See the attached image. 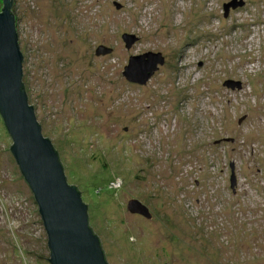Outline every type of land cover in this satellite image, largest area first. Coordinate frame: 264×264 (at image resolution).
<instances>
[{
  "label": "rangeland",
  "instance_id": "374dc122",
  "mask_svg": "<svg viewBox=\"0 0 264 264\" xmlns=\"http://www.w3.org/2000/svg\"><path fill=\"white\" fill-rule=\"evenodd\" d=\"M231 1L13 0L28 105L107 264H264V0ZM11 145L0 117V264H49Z\"/></svg>",
  "mask_w": 264,
  "mask_h": 264
},
{
  "label": "water",
  "instance_id": "95a60500",
  "mask_svg": "<svg viewBox=\"0 0 264 264\" xmlns=\"http://www.w3.org/2000/svg\"><path fill=\"white\" fill-rule=\"evenodd\" d=\"M13 0H0V117L11 137L9 147L22 177L33 194L41 218L49 251V264H107L98 237L88 223L87 206L80 192L68 185L59 157L48 139L43 138L33 107L28 105L22 89V55L17 44ZM243 2L232 0L224 5V17ZM11 9V13H10ZM129 49L133 38L124 37ZM162 64L160 55L130 57L124 76L144 84ZM230 90L241 89L240 83L227 82ZM230 183L235 185L233 166ZM128 211L150 218L136 200L128 202Z\"/></svg>",
  "mask_w": 264,
  "mask_h": 264
},
{
  "label": "trees",
  "instance_id": "16d2710c",
  "mask_svg": "<svg viewBox=\"0 0 264 264\" xmlns=\"http://www.w3.org/2000/svg\"><path fill=\"white\" fill-rule=\"evenodd\" d=\"M10 13H11V9H10ZM12 14V13H11ZM22 89L24 90V92H25V89H24V86H23V83H22ZM55 150V149H54ZM55 152L57 153V151L55 150ZM57 155H58V153H57ZM59 157V156H58ZM78 190V189H77ZM79 192V191H78ZM103 251V250H102ZM104 253V252H103ZM105 256V255H104ZM106 260V259H105Z\"/></svg>",
  "mask_w": 264,
  "mask_h": 264
},
{
  "label": "bare ground",
  "instance_id": "6f19581e",
  "mask_svg": "<svg viewBox=\"0 0 264 264\" xmlns=\"http://www.w3.org/2000/svg\"><path fill=\"white\" fill-rule=\"evenodd\" d=\"M127 50H129V49H127Z\"/></svg>",
  "mask_w": 264,
  "mask_h": 264
}]
</instances>
